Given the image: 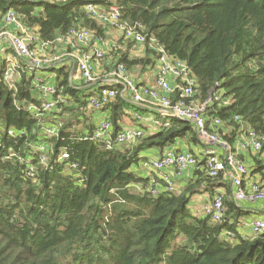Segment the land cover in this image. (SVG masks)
<instances>
[{"label":"trees","instance_id":"trees-1","mask_svg":"<svg viewBox=\"0 0 264 264\" xmlns=\"http://www.w3.org/2000/svg\"><path fill=\"white\" fill-rule=\"evenodd\" d=\"M107 3L0 0V28L3 15L13 10L51 47L71 28L103 36L104 28L83 8ZM110 3L127 24L144 27L147 41L153 39L186 63L200 97L218 83L231 104L210 116L236 128L232 117L237 115L264 136V0ZM149 51L150 66L155 55ZM117 60L128 70L142 64L126 55ZM4 67L0 58V264H264V230L254 237L242 235L247 213L231 199L224 200L220 223L191 212L192 196L201 189L212 194L220 178L210 179L198 168L184 186L171 192L161 188L153 196L147 179L136 174L147 159L143 152L160 154L179 140L197 142L188 123L173 119L168 126L148 128L134 115L150 112L117 98L103 118L111 123L112 135L123 130L125 118L146 134L120 150H106L83 139L95 126L86 101L96 86H69L71 70L62 66L53 79L65 88L70 105L36 118L40 101L27 71L18 73L12 98ZM130 109L135 112L131 117ZM57 123L62 125L56 135L47 136L45 127Z\"/></svg>","mask_w":264,"mask_h":264},{"label":"built area","instance_id":"built-area-1","mask_svg":"<svg viewBox=\"0 0 264 264\" xmlns=\"http://www.w3.org/2000/svg\"><path fill=\"white\" fill-rule=\"evenodd\" d=\"M23 1L41 3L46 0ZM107 1L106 7L86 5L83 8L85 16L104 29L116 31L124 41L147 45L153 51L156 89L137 85L129 77L126 66L118 60L114 61L110 69L95 73L107 52L114 47L105 35H96L89 28H71L51 47L39 39L35 29L26 26L17 12L7 10L1 19L0 58L5 61L2 76L11 97L15 98L17 93L15 83L18 82V73L27 71L31 87L40 101L36 118L42 112L58 111V106H69L68 96L64 94L65 88L56 85L53 79L62 66H67L74 72L69 76V86L75 88V80L88 88L96 86L95 93L86 101L94 111L106 112L111 103L119 98L150 112L143 117L134 115L140 124H146L148 128L149 125L153 129L168 126L173 119L186 122L192 127L197 142L202 146L199 157L189 151H179L173 146L155 157L141 161L140 168L147 174L145 178L151 195H158L161 188L166 192L174 191L177 188L174 177L179 178L187 170L199 168L210 179L225 177L234 191V202L264 201V187L251 181L250 171L238 158V152L250 150L264 164V136L257 134L237 115L232 117L236 128L217 116H210L231 104L230 98L224 97L218 83L207 96L200 97L196 90V80L186 63L166 53L153 39L147 41L144 27L127 24L121 18L119 8L110 3L111 0ZM27 109L36 108L29 106ZM61 125H47L45 134L56 135ZM227 126L237 135L234 143L224 139ZM111 131V123L102 119L83 139L99 142L106 150H120L146 134L140 126L124 128L114 135ZM8 135H13V131L9 130ZM217 148L223 149V154H218ZM62 158L66 159L67 155L63 154ZM224 200V192L215 190L211 202L203 206L200 213L213 223H220L224 215ZM263 230L264 222L254 221L250 226V236H257Z\"/></svg>","mask_w":264,"mask_h":264},{"label":"crops","instance_id":"crops-1","mask_svg":"<svg viewBox=\"0 0 264 264\" xmlns=\"http://www.w3.org/2000/svg\"><path fill=\"white\" fill-rule=\"evenodd\" d=\"M103 33L105 37L109 40L111 45H113L112 51L107 52L105 59L100 63V65L95 69V73H101L104 70L110 69L111 65L114 63L115 60L121 55H126L129 59L137 60L142 62V64H139L138 66H134L130 68L128 71L129 77L137 84L141 86H148L151 88L156 89V66L154 67V64L148 65L146 61L148 59L153 60V57H151V53L149 49L146 46H140L136 45L131 42H126L123 39H121L120 35L114 31V30H107L104 29ZM74 72L70 71V76H72ZM50 81V80H49ZM51 82V81H50ZM169 82H172L169 80ZM73 86L75 88H83V85L80 84L79 80H75L73 83ZM89 88H93V86H89ZM94 92V90H92ZM92 95V94H91ZM109 110V109H108ZM107 110V111H108ZM106 112H98L94 111V116L96 117L93 121V124L96 125L98 121L102 120ZM126 118L122 122L123 129L125 128H137L138 126L129 123V125L126 124ZM130 120V119H129ZM225 136L224 139L226 141H229L230 143H234L236 139V134L232 130L231 127L227 126L224 130ZM175 148L179 151H189L193 154H195L197 157H199L202 146L198 143H187L186 141L179 140L175 144ZM218 154H223V149L217 148ZM158 155V152L156 150L146 151L143 152L142 156L149 159L152 157H155ZM238 158L240 161H242L245 166L250 171V178L252 182H256L261 184V186L264 187V164L260 162L258 159V156L254 155L252 151L246 150V151H240L238 152ZM197 169H189L186 172H184L179 178L174 177V181L176 186H184L187 184L190 180H192L195 177V171ZM135 172L137 175L145 178L146 173L141 170L140 165L138 168L135 169ZM204 189V188H203ZM214 190H220L224 192L225 199H231L233 201V189L229 183L228 180L225 179V177L220 178V183L215 186ZM199 194L205 193L206 196H201L198 198V201L200 204H197L194 200L190 201L189 208L191 212L197 216L202 215L201 209L203 206L209 204L212 200V197L214 195V191L211 194L210 191L200 190L198 192ZM234 202V201H233ZM235 205L238 207L245 209L247 215L242 220V226H241V234L244 236H250V226L254 221H263L264 222V201H255V202H249V201H241L239 203L234 202ZM199 214V215H198Z\"/></svg>","mask_w":264,"mask_h":264},{"label":"rangeland","instance_id":"rangeland-1","mask_svg":"<svg viewBox=\"0 0 264 264\" xmlns=\"http://www.w3.org/2000/svg\"><path fill=\"white\" fill-rule=\"evenodd\" d=\"M107 40H108V39H107ZM199 95H200V93H199ZM200 96H201V95H200ZM134 113H135V112H134L133 109H130V110L128 111V114H129L130 117H131ZM147 119H148V118H146L145 121H147ZM129 123L131 124L129 118H127V120H126V124L129 125ZM146 123H148V122H146ZM149 128L153 129V127H152L151 125H149ZM201 196H206V195H205V193H202V194L196 193L195 195L192 196L191 200H192V201L194 200L197 204H200L199 201H198V198H200Z\"/></svg>","mask_w":264,"mask_h":264}]
</instances>
